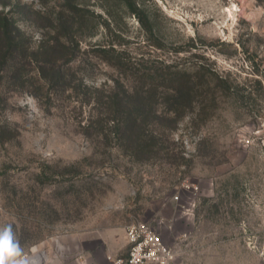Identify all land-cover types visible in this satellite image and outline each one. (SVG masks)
Listing matches in <instances>:
<instances>
[{"label": "rangeland", "instance_id": "obj_1", "mask_svg": "<svg viewBox=\"0 0 264 264\" xmlns=\"http://www.w3.org/2000/svg\"><path fill=\"white\" fill-rule=\"evenodd\" d=\"M0 25V224L25 257L112 264L142 221L170 264H264V0H0ZM115 95L156 111L145 137Z\"/></svg>", "mask_w": 264, "mask_h": 264}, {"label": "trees", "instance_id": "obj_2", "mask_svg": "<svg viewBox=\"0 0 264 264\" xmlns=\"http://www.w3.org/2000/svg\"><path fill=\"white\" fill-rule=\"evenodd\" d=\"M58 39L59 38H57L56 40H58ZM70 39H67L65 37L64 42L66 44H68L71 41ZM57 43H59V42H57ZM0 48H2L4 50L7 58L9 56H12V54L19 49V42L16 40V37H14L12 35V32L7 30V28L4 27V25L0 29ZM109 51L116 54L114 56V59H115L114 62L119 66V68H124V67L127 68L129 64H132L129 61L130 58L124 57L123 51H121V52L117 51L116 52V50L114 48H110L108 50L99 48L98 52H100V54H102V55H104V54L106 55ZM166 88L170 89V87H166ZM170 90L175 93V94L173 93V98L176 102H177V100H179V98H182L183 101L186 102V104L191 105V101H192V99L190 97L191 96L190 95L191 94V92H190L191 88L188 87V85L180 84L179 86L173 87ZM140 91H141V89H134L135 93H141ZM105 104H107V106L110 109H115V110H117V112H119L121 114L118 121L115 122V124L117 125V129L119 130V133L121 135H123L124 137H126L128 139H133L135 141H137V139L145 137V132L141 128L140 124L145 122V115L146 114L150 113V114L155 115L156 111H154L152 108H149L150 111L146 112L144 114L138 113L136 111L135 112L129 111V109H127V108L130 107V105H128L123 100L117 99L116 95L114 97H112V96L109 97L107 99V101L105 102ZM176 104L178 105L179 103L177 102ZM142 106L147 107L148 105L142 104Z\"/></svg>", "mask_w": 264, "mask_h": 264}, {"label": "built area", "instance_id": "obj_3", "mask_svg": "<svg viewBox=\"0 0 264 264\" xmlns=\"http://www.w3.org/2000/svg\"><path fill=\"white\" fill-rule=\"evenodd\" d=\"M124 234L128 246L126 257H108L112 264H170L173 261V253L146 223L132 221L124 228Z\"/></svg>", "mask_w": 264, "mask_h": 264}, {"label": "clouds", "instance_id": "obj_4", "mask_svg": "<svg viewBox=\"0 0 264 264\" xmlns=\"http://www.w3.org/2000/svg\"><path fill=\"white\" fill-rule=\"evenodd\" d=\"M0 264H28L11 223L0 224Z\"/></svg>", "mask_w": 264, "mask_h": 264}, {"label": "bare ground", "instance_id": "obj_5", "mask_svg": "<svg viewBox=\"0 0 264 264\" xmlns=\"http://www.w3.org/2000/svg\"><path fill=\"white\" fill-rule=\"evenodd\" d=\"M26 258L28 260V264H42L44 260V256L37 250V248H34L33 254Z\"/></svg>", "mask_w": 264, "mask_h": 264}, {"label": "crops", "instance_id": "obj_6", "mask_svg": "<svg viewBox=\"0 0 264 264\" xmlns=\"http://www.w3.org/2000/svg\"><path fill=\"white\" fill-rule=\"evenodd\" d=\"M111 252H114L113 249L111 250Z\"/></svg>", "mask_w": 264, "mask_h": 264}]
</instances>
